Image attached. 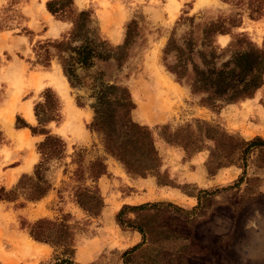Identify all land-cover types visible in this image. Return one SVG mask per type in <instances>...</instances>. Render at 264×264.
<instances>
[{
  "label": "rangeland",
  "instance_id": "374dc122",
  "mask_svg": "<svg viewBox=\"0 0 264 264\" xmlns=\"http://www.w3.org/2000/svg\"><path fill=\"white\" fill-rule=\"evenodd\" d=\"M11 1L0 0V22L2 23L1 26H6L0 31V131L4 135V140L0 143V158L3 159L5 167L17 163L11 162L12 150L7 149L9 142L5 129L9 134L11 132L7 129L8 126L4 119L11 112L15 119V121L13 120L14 124L12 123L13 129L17 118L20 119L19 125L22 121L26 122L25 120H27L29 122L27 124L36 127V118L32 122L27 116L28 110L32 109L34 114V106L43 102V92L50 88L61 100L60 117L59 122L47 124L46 129L63 139L66 145V153L61 159L47 161L44 166V175L52 184L48 199L44 203L47 208L45 218L66 221L73 227L76 233V262L78 264H124L121 255L128 249H105L92 262H86L87 257L84 256L85 248L91 244L89 243L90 240L95 237L99 228L104 227L99 222V217L106 203L105 198L99 193L100 199L98 209L95 212L96 216L89 217L76 205L75 189L77 186L91 188L97 186L98 180H93L92 173L94 171L89 169V163L98 161L97 170L103 175L109 171V162L116 161L105 154L102 135L87 129L93 117L91 104L94 100L90 96L92 78L101 71L105 82L127 87L131 93V84H134L143 74L149 76L152 72H165L175 81L174 76L167 72L166 66L179 65L178 57L181 55L180 60L184 65L183 79L180 83L175 81L181 89L177 85H172L165 77H162V82L180 90V92L184 90L186 96L181 100V93H174V96H180L179 99L162 106L166 109L168 122L147 126L152 129L153 141L162 164L160 170L165 169L167 171L168 176L173 180V185L179 187L177 189L193 195H197L199 190L195 184L190 183L188 186H183L185 183H181L177 178L172 177L167 164L171 159L180 161L177 159L179 158L178 153L183 154L180 162L183 165L187 161L193 160L200 153L205 154L207 156L205 161L206 172L211 178V182L206 189L208 194H198L199 204L196 200L194 206L198 205L197 208L173 203L184 209L185 212L167 210L171 213L167 214L168 218L165 220L168 222L174 220L177 231L180 233L179 237L160 243L158 240L153 244L148 242L133 254L129 264H264V167L259 168L257 165V152H253L242 167L221 168L217 173L215 172V175L211 176L208 174L206 163L209 160L212 143L206 142L200 151L193 148L183 149L178 145L166 144L163 139V132L159 129L161 126L168 125L169 130L166 134H169L180 126L190 124L191 129L195 132L193 121L202 120L220 126L230 134L250 140V132H238L239 124L242 126L243 123H250L251 127L259 126L258 132L261 133L259 137L264 139V75L262 76L263 85L255 91L252 98L247 100L230 101L227 97L210 100L209 93L192 88L194 78L192 64L206 70L212 67L219 68L237 53L251 48L261 49L263 47L264 33L261 32L260 28L258 29L260 32L255 31L253 34L251 29L235 31L236 28L229 27L230 41L224 47L218 43V36L212 35L213 37L203 39L202 31L209 22L227 20L229 17L238 15L236 20L239 21L241 27L245 20L249 19L248 0H242L240 4H237L236 1L224 4L219 0L215 2H213L214 0H197L198 4L197 7L195 5L193 12L191 8L194 0H189L184 4L170 27L167 29L161 27L164 30L149 21L142 13H136L133 18L123 24L120 30L124 39L122 43L117 44L123 47L121 51L116 53L115 58L118 60L97 62L96 66L89 72L78 71L83 85L75 89L69 87L56 60H53L48 68L34 64L35 56L32 47L35 43L56 38L42 36L48 27L46 21L38 20L34 26L29 24L26 9L29 0H14L12 3ZM9 5H12L14 9H19L24 15L25 21L17 18L12 19V17L8 19L9 13L5 12L4 9ZM75 5L79 10H90L95 16L97 7L94 1L76 0ZM201 6L203 8L196 11ZM177 7L178 4L174 3L173 7L170 8L171 18L175 17ZM110 8L107 6L105 11ZM36 9L39 13L38 6ZM94 18L99 26V21L96 17ZM132 20H135V25L130 28L128 36L125 38L127 25ZM262 20H264V11L263 16L253 21H259L258 24L261 25L260 21ZM246 24L244 28L247 27ZM24 27L32 34L25 33L22 30ZM69 28L70 26L64 27L57 38ZM163 38L165 39L164 42ZM125 40L128 42L127 47L124 46ZM189 40H192L194 44L191 53L187 49L189 48L187 44ZM214 46H216V50H214L215 56L213 58L210 56V48ZM178 50H183V53L180 54ZM149 54L153 55L152 58H149ZM150 59L153 61H149ZM37 71L49 73L47 75L36 74L30 77L31 73ZM257 74L260 75V72ZM51 76L55 80L52 81L49 78ZM132 99L136 108L131 112L130 118L134 122L145 125L144 120L152 114L149 111L152 105L142 109L139 108L133 96ZM77 100L82 105L81 107L77 106ZM176 102L178 103L176 104ZM21 103L25 104L20 106ZM203 103L206 106H201ZM252 105L256 108L257 114L252 112ZM197 106L203 107L207 111H203L197 117L195 116ZM24 107L26 109H23ZM16 134L23 135L27 139L17 142L10 134L17 150L21 152L27 149L31 152L25 167L29 159L33 161L35 166L40 161L36 145L43 137L33 143L28 135ZM116 162L120 164L118 161ZM79 167H82L80 170L81 177L80 174H76ZM175 168H179L178 164L175 165ZM128 175L131 178H139L136 174ZM12 176L9 183L12 182ZM149 177L155 179L158 185L155 176L148 175L145 178ZM148 194L153 197V201H149V203H172V201L159 199L155 191H149ZM21 206H28L31 209L37 207L31 203H24L22 199L16 203L3 202V205H0V263L53 264L54 248L48 245L50 247L48 250L47 247L34 242L25 230H21V219L31 222L21 211L23 208ZM36 215L37 213L30 214L29 218H35ZM120 229L123 232H133L129 229ZM109 233L113 234L112 231ZM138 238V243H140L142 236L139 234ZM26 245L27 247H34L27 248Z\"/></svg>",
  "mask_w": 264,
  "mask_h": 264
},
{
  "label": "trees",
  "instance_id": "16d2710c",
  "mask_svg": "<svg viewBox=\"0 0 264 264\" xmlns=\"http://www.w3.org/2000/svg\"><path fill=\"white\" fill-rule=\"evenodd\" d=\"M219 1L224 4L236 1L237 4H240L242 0ZM45 8L56 21L67 23L70 28L59 38L36 42L32 47L35 56L34 64L48 68L52 61L56 60L69 87L75 89L83 85L78 71L89 72L96 66L97 62L118 60L115 58L116 53L121 51L123 47L113 45L103 36L93 12L79 10L75 5V0H48L45 3ZM247 9L249 10V19L258 20L263 16L264 0H248ZM4 11L9 13L8 19L12 17V19L17 18L25 21L22 12L19 9H14L12 5H9ZM236 17L239 16L209 22L202 31L203 39L212 35H229V27H240ZM1 25L0 22V31L6 28V26ZM134 25L135 20L127 25L125 38ZM22 30L32 34L25 27ZM187 44L189 46L187 49L191 53V48L194 47L192 40L187 41ZM124 46H128L126 40ZM210 49V56L214 58L216 46ZM178 51L180 54L183 53V50ZM180 56L178 57L179 65L166 66L167 72L174 76L177 83L183 79L184 72V65ZM192 67L194 75L192 88L209 93L210 100L222 97H227L230 101L247 100L252 98L255 91L263 85L264 45L261 49L251 48L233 55L219 68L212 67L206 70L195 64H192ZM258 72L260 75L257 74ZM90 91V96L94 100L91 104L93 117L87 129L102 135L105 154L118 161L127 174H136L140 178H145L148 175L155 176L159 187L179 188L173 185V180L168 176L165 169L160 170L162 164L153 141L152 129L147 125L134 122L130 118L131 112L136 108L130 90L127 87L105 82L104 75L100 71L92 78ZM42 97L43 102L34 106L37 126L33 127L24 121L19 125V118L16 119L15 124V129L27 128L32 135L43 137L36 145L40 161L34 166L31 175H22L11 189L0 188L1 202L16 203L22 199L24 203H35L46 197L52 189L51 182L44 175V166L47 161L61 159L66 153V145L60 136L54 135L46 129L47 124L59 122L61 100L50 88L44 90ZM76 104L78 107L82 106L78 100ZM201 106L206 105L203 103ZM193 124L195 125V132L191 129L190 124L180 126L169 134H166L169 130L168 125L161 126L159 129L163 132L162 135L166 144L178 145L183 149L193 148L200 151L206 142L212 143L209 160L206 163L209 175H215L221 168L242 167L253 152H257L258 167H264V139L261 137L256 136L250 140H245L206 121L194 120ZM3 140L4 135L0 131V143ZM89 164V169L94 171L91 172L93 180H98L102 175L97 170L98 161ZM80 170L82 167H79L76 174H80ZM188 185L184 184L183 186ZM182 192L196 197L198 204V194H208L206 190H198L197 195ZM99 195L97 186L92 188L77 186L75 203L89 217L96 216ZM170 209L173 212H185L184 209L171 202H148L121 207L115 215L116 224L122 229L135 231L142 236L140 243L122 253L124 264H129L133 254L148 242L153 244L158 240L160 243L179 237L180 233L177 231L174 220L170 222L165 220L168 218L167 214L171 213L167 211ZM20 228L25 230L33 241L54 248L53 264H78L75 259L76 233L66 221L41 218L33 222H26L21 219Z\"/></svg>",
  "mask_w": 264,
  "mask_h": 264
},
{
  "label": "crops",
  "instance_id": "0c3cea01",
  "mask_svg": "<svg viewBox=\"0 0 264 264\" xmlns=\"http://www.w3.org/2000/svg\"><path fill=\"white\" fill-rule=\"evenodd\" d=\"M48 0H29V4L27 6V16L29 17V24L34 26L35 22L38 20L47 22V29L43 33V37L47 38H57L60 32L64 29V27H69L67 23H63L60 21H56L45 8V3ZM90 1V0H89ZM96 4L95 16L99 21V28L103 35L114 45L122 43L124 36L121 34L120 30L123 24L129 19L133 18L136 13H142L149 21L153 24L157 25L159 28L164 27L168 28L174 23L178 14L181 12L182 7L189 0H92ZM217 0H214L215 2ZM174 3L178 4L177 10L175 11V17L171 18L170 8L173 7ZM76 4V0H75ZM198 1L194 0L192 2L191 11L193 12L195 9V5L197 7ZM36 6L39 7V13H37ZM107 6L111 8L107 9ZM204 6V5H203ZM203 6L196 9V11L203 8ZM259 21H253L250 19L245 20L241 27L236 28L235 31H248L251 29L254 34L255 31L260 32L258 29H261V32L264 33V20L260 21L261 25L258 24ZM263 22V23H262ZM247 23V24H246ZM247 25L244 28V25ZM249 27V28H248ZM263 27V28H262ZM163 29V28H161ZM164 30V29H163ZM218 43L222 47L228 45L230 41V35H219L217 37ZM163 38V42H164ZM224 41V43H223ZM160 42V41H157ZM153 55L149 54V58H152ZM149 61H153L150 59ZM49 72H33L32 75H47ZM162 77H165L167 81H169L172 85H177L179 89L181 87L177 84L169 75L165 72H152L149 74H143L140 78H138L134 84H131V95L135 98L137 105L142 109L150 106L149 111L152 114L147 116L144 120L145 125H157L159 123L168 122V117L166 115V109L162 108L163 105H167L171 102L177 101L180 96L173 95L174 93H181V100L186 96V92H180V90L170 87L168 84H164L162 82ZM49 78H52L49 77ZM183 93V96H182ZM178 102H176L177 104ZM255 104L254 102H252ZM25 103H21L23 105ZM252 112L257 114L256 108L252 105ZM23 109H26L24 107ZM197 113L195 116L199 117L203 111H207L203 107H196ZM260 111V109H258ZM168 116H170L168 114ZM15 121V119H14ZM13 121V124H14ZM26 123L27 120H25ZM12 124V125H13ZM31 124V123H30ZM253 125V124H252ZM238 132L249 133V139L255 136H261V133L258 132V127H251L250 123H243L241 126H238ZM14 133H24L28 135L31 140L34 142L39 141L42 136L40 135H32L30 130L27 128L13 129ZM5 133L7 135L8 146L7 149L12 150L11 162H17L12 166L5 167L3 163V159L0 158V188H5L6 190L11 189L16 185L19 178L24 175H31L34 167L30 170H26L28 168V163H25L27 159L31 156L30 150L24 149L23 151L17 150V146L12 142L10 138L9 132L5 129ZM35 153V151H34ZM180 161H174L171 159L168 162L169 171L173 178H177L179 182L185 184H195L199 190H206L210 185L211 178L208 177L205 167V161L207 156L205 154H199L195 156L193 160L187 161L184 165L181 162L182 153H178ZM38 160V158H37ZM36 160V162H37ZM33 162L29 159L28 162ZM35 162V163H36ZM34 163V164H35ZM178 164L179 168H175V165ZM110 168L107 173L101 175L98 179L96 185L99 190V193L105 201V205L101 211V215L99 217V222L104 226L99 228L95 237L90 240L89 244L85 248L84 256L87 257L86 262H92L96 260L99 255L105 249H127L132 247L139 241V233L133 232H123L118 225L115 223V215L124 205H140L143 203H147L149 201H153V197L148 193L149 191H155L159 199L165 201H172L177 205L194 207L196 205V197L187 195L180 191L175 187H158L156 180L153 178H131L123 167L118 164L116 161L109 162ZM34 166V165H33ZM25 167V168H24ZM17 171L13 176L12 174ZM12 176V182L9 183L10 177ZM142 195V196H140ZM143 198V199H142ZM48 199V195L37 201L35 203H31L34 207L33 209L25 206L21 208V211L25 213L28 220L33 222L37 219L45 218L47 208L44 203ZM142 199V200H141ZM6 203V202H5ZM30 204V203H27ZM0 205H3V202L0 201ZM38 211V212H36ZM37 213L35 218H29L30 214ZM111 229H107V228ZM112 231L113 234L109 232ZM27 234V233H26ZM133 239V241H131ZM35 242V241H34ZM38 243V242H36ZM42 246L47 247L50 250V247L47 244L38 243ZM122 247V248H121ZM78 253V251H77ZM49 254V252H48ZM47 254V255H48ZM89 257V258H88ZM44 258V257H43ZM21 264V263H17Z\"/></svg>",
  "mask_w": 264,
  "mask_h": 264
},
{
  "label": "bare ground",
  "instance_id": "6f19581e",
  "mask_svg": "<svg viewBox=\"0 0 264 264\" xmlns=\"http://www.w3.org/2000/svg\"><path fill=\"white\" fill-rule=\"evenodd\" d=\"M210 1H212V0H210ZM52 79V81L53 80H55V78H51ZM167 82V81H166ZM69 108H71V107H69ZM72 110V109H71ZM70 110V111H71ZM27 116H28V118L32 121V122H34L35 121V116H34V114H33V110L32 109H29L28 110V113H27ZM13 120H14V114L13 113H11L10 112V114H9V116L8 117H6L5 119H4V122H5V124L8 126V128L7 129H9V131L11 132L10 134H12L13 135V137H14V139L17 141V142H22V141H24V140H27L26 138H24V136L23 135H20V134H16V133H14L13 132V125H12V123H13ZM26 142V141H25ZM33 167V162H28V168L26 169V170H30L31 168ZM29 242V241H28ZM33 243V242H32ZM34 244V243H33ZM32 244V245H33ZM35 245V244H34ZM39 246V245H38ZM26 247H27V245H26ZM29 248H31L30 246H28ZM27 247V248H28ZM34 247V246H33ZM32 247V248H33ZM33 250V249H32ZM35 250H36V248H35Z\"/></svg>",
  "mask_w": 264,
  "mask_h": 264
}]
</instances>
